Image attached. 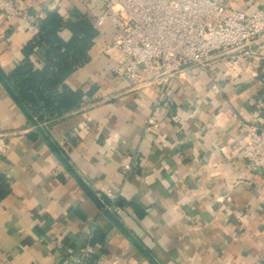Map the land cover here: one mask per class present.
Masks as SVG:
<instances>
[{
  "label": "crops",
  "instance_id": "obj_1",
  "mask_svg": "<svg viewBox=\"0 0 264 264\" xmlns=\"http://www.w3.org/2000/svg\"><path fill=\"white\" fill-rule=\"evenodd\" d=\"M12 1L18 16L0 10L3 74L22 61L39 18L100 12L98 0ZM230 3L264 10V0ZM43 50L30 55L36 65ZM88 55L65 79L80 104L44 122H31L0 80L10 142L0 158V264H74L93 230L104 237L88 264H264V172L242 156L243 125H264L262 85L240 67H186L154 101L115 73L120 57L101 37ZM119 198L128 203L118 214L104 208Z\"/></svg>",
  "mask_w": 264,
  "mask_h": 264
},
{
  "label": "built area",
  "instance_id": "obj_2",
  "mask_svg": "<svg viewBox=\"0 0 264 264\" xmlns=\"http://www.w3.org/2000/svg\"><path fill=\"white\" fill-rule=\"evenodd\" d=\"M98 1L100 12L89 20L120 57L115 73L144 93L152 89L154 101L186 67L209 72L218 63L242 68L264 88V10L247 13L230 0ZM0 10L6 18L20 14L12 0H0ZM22 15L37 21L35 13ZM243 130L242 156L249 169L264 172V125L244 124ZM9 148L0 133V158ZM104 208L116 214L123 209L116 203ZM94 253V245L84 242L74 264H88Z\"/></svg>",
  "mask_w": 264,
  "mask_h": 264
},
{
  "label": "trees",
  "instance_id": "obj_3",
  "mask_svg": "<svg viewBox=\"0 0 264 264\" xmlns=\"http://www.w3.org/2000/svg\"><path fill=\"white\" fill-rule=\"evenodd\" d=\"M34 25L33 36L22 48V61L7 74L0 72V80L33 123L44 116H58L80 104V91L72 89L65 79L89 60L88 50L93 46L98 34L89 18L81 13H75L73 19H66L57 12H50L47 16L39 18ZM62 28L70 32L66 40L58 34ZM41 44L44 46V62L39 66L30 55ZM52 146L55 147L53 144ZM3 180L0 176V194L3 192ZM83 186L101 205L97 194L86 185ZM101 198L103 204L110 203L106 196ZM127 203L122 198L117 200V205L120 206ZM103 237L101 233L93 230L89 241L93 244L96 240L101 241Z\"/></svg>",
  "mask_w": 264,
  "mask_h": 264
}]
</instances>
